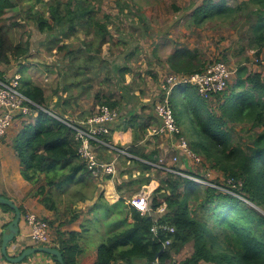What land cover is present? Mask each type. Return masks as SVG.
I'll return each instance as SVG.
<instances>
[{"label": "trees", "instance_id": "trees-1", "mask_svg": "<svg viewBox=\"0 0 264 264\" xmlns=\"http://www.w3.org/2000/svg\"><path fill=\"white\" fill-rule=\"evenodd\" d=\"M45 2L49 5V16L37 11L31 16L39 31L54 30L57 24L62 25V19L69 20L70 26L74 27V18L91 29L93 11L86 0L76 2V7L68 10V15L62 14L60 1H56L57 5ZM68 4L73 5L71 1ZM15 7L16 0H0L2 64L25 58L31 50L29 41L12 39L10 25L5 23L6 12ZM84 15L88 17L85 20L82 19ZM216 18L245 29L246 41L239 48V55L250 49L253 50V57L260 58L264 48V0H239L235 4H228L226 0H203L190 13V21L196 25ZM96 24L93 30L95 36L88 41L87 49L100 48L107 43L105 25ZM91 58L82 49L72 56L74 86L80 83L75 79L77 76L86 75ZM248 60L249 57L244 55L243 60L237 62L234 76L222 91L203 96L195 86L181 84L167 96L180 128L177 137H188V140L185 137L188 147L200 157L198 164L204 163L207 168L194 172L191 165L190 168L177 167L173 161L167 165L164 157L159 156V150H147V143H139L150 128L160 125V119L148 105L139 106V111H132L129 117L114 123L109 133L103 136L109 140L115 130L132 131V141L127 149L134 157L120 158L132 161L139 173L123 185H116L119 198L112 205L102 194L98 196L97 199L102 200L106 207L120 205V213L113 221L114 226L106 230L103 242L86 255L88 264H171L175 255L190 242L193 250L179 264H264V76L262 71L248 68L244 64ZM166 63L175 73L191 74L207 67L186 47L174 49L166 57ZM20 90L38 106H34L36 115L33 121L23 123L14 138L13 149L19 158L21 175L32 184H37L31 195L38 196L47 209L56 211L55 191L77 187L80 183L85 184L87 177L93 178L78 154L80 144L75 139L74 130L62 119L87 118L103 104L118 109L119 101L112 93L95 94L97 106L92 112L86 114L83 111L79 117L70 118L64 114L63 108L58 107L57 99L47 105L44 88L31 79H21ZM79 94L71 98L76 100ZM165 96L163 92L161 100ZM62 102L68 104L69 98H64ZM46 110L53 111L59 118L51 116ZM107 151L109 149L105 146L98 147L99 155L104 158ZM164 167L180 168L182 172L202 177L201 173L209 168L219 171L223 178L211 181L228 191L198 185L192 179ZM153 169L160 175L159 184L151 194V212L141 213L125 202L123 186L128 185L127 189H131L133 185L140 188L148 184L151 177L147 172ZM106 178L110 179L111 175ZM139 190L135 188L134 192ZM72 196H77V199H72L71 204L87 197L83 193ZM97 205L101 204L95 202L90 208L92 213L97 209L104 211ZM161 205H164V212L154 214ZM0 206L12 211L7 205ZM19 208L24 214L23 208ZM76 217L77 213H74L73 218ZM154 224L158 226L156 234L151 230ZM163 227H172L174 231ZM56 234L53 247L60 250L64 263L78 264L77 257L82 252L80 233L58 229ZM168 239H172L171 243L163 245ZM52 258L56 261L55 257Z\"/></svg>", "mask_w": 264, "mask_h": 264}, {"label": "rangeland", "instance_id": "rangeland-1", "mask_svg": "<svg viewBox=\"0 0 264 264\" xmlns=\"http://www.w3.org/2000/svg\"><path fill=\"white\" fill-rule=\"evenodd\" d=\"M45 1H49L51 5H57L56 1H60L62 14L68 15V10L74 9L76 2L83 0H16V7L8 10L4 16L5 23L10 25V36L14 41L27 40L30 43V53L25 57V62L29 65L25 64L20 71L22 80L32 76L34 78L32 81L44 88L47 105L57 99L58 107L63 108L64 114L70 118L79 117L83 111H86V114L92 112L97 106L95 94L102 96L112 93L119 101L117 107L121 118L118 122L123 117H129L132 111H139V106L148 105L154 109L155 104L160 102L163 96L161 81L174 72L167 65L166 57L180 47L190 49L206 66L216 60L224 61L232 71L231 77L234 76L237 62L242 61L244 55L249 57L248 61H244L248 68L264 71V58L253 57V50L248 49L241 55L238 53L246 41L245 29L235 27L220 18L206 21L201 25L190 21V13L203 0H86L93 11L90 21L92 30L74 18V27L70 26L69 20L62 19V25L57 24L54 30L41 32L31 16L35 11L49 16V5ZM69 1L73 5H69ZM226 1L228 4H235L239 0ZM75 14L78 16V13ZM87 18L85 15L82 17L83 20ZM96 23L105 25L107 43L100 48L96 46L95 49H87L88 41L95 36L93 30L97 27ZM59 47L63 49L60 50ZM78 49H82L92 58L86 75L77 76L75 79L80 83L74 86L72 56L76 55ZM171 92L173 90L168 95ZM78 93L81 94L76 100L71 98ZM64 98H69L68 104L64 105L62 102ZM34 116L31 113L27 119L32 121ZM185 137L188 140L186 135ZM177 139L176 135H153L149 129L139 143H147V150L153 148L159 150V156L164 157L167 165L172 161L176 162L177 167L190 168L191 165L194 172L208 167L204 163L199 165L193 156H181L183 153L176 148ZM119 145L121 149L128 150L129 143L120 142ZM175 154L177 160L173 157ZM110 155L108 153L105 157ZM174 169L180 171V168ZM157 172L156 169L148 171L151 180L140 188L152 184V188L155 189L160 179ZM209 172L210 178L216 180L223 178L219 171L210 169ZM138 173V168L132 161L118 157L115 172L111 175L110 181H106L108 178L104 183H109V186L102 189L96 181L87 177L88 183L86 181L77 187L55 191L56 201L62 204L61 209L65 208L63 214L72 209L74 214L77 206L73 208V205L78 201L71 204L72 199H77V196L72 195L81 193L90 195L99 191L107 201L105 191L117 192L115 189L117 184L123 185L130 178L137 177ZM127 188L128 185L123 186L122 195L125 202L136 193L135 188L140 189L137 185L131 186V189ZM75 189L79 191L76 192ZM126 203L131 205L129 201ZM97 204H101L97 207L103 208L104 211L97 209L91 221L85 223L84 228L90 230L94 237H100L101 244L106 230L114 226L113 221L119 216L120 205L106 207L102 200H98ZM162 212L156 214L161 215ZM192 250V243H187L175 255L176 263L179 264Z\"/></svg>", "mask_w": 264, "mask_h": 264}, {"label": "built area", "instance_id": "built-area-1", "mask_svg": "<svg viewBox=\"0 0 264 264\" xmlns=\"http://www.w3.org/2000/svg\"><path fill=\"white\" fill-rule=\"evenodd\" d=\"M232 71L224 61H216L208 65L204 70L191 74L175 73L168 74L160 83L161 89L166 96L163 100L155 104V114L160 119V125L150 128L153 135H176L179 133V126L174 119L172 108L170 107L167 96L168 93L175 89V86L181 84H191L195 86L199 94L206 96L213 92L222 91L226 88L230 81ZM22 76L15 73L12 77H0V153L3 137L6 135L8 128L17 117L27 120V116L36 110L34 106H38L20 90V82ZM51 116L59 118L53 111L46 110ZM36 115V114H35ZM121 118L120 111L108 105H100L98 111L93 115L77 120L62 119L75 132V139L79 141L78 154L84 160L88 170L94 179H101L105 175H112L115 172L116 160L118 157H134L128 150L121 149L119 144H115L112 139L105 140L104 135L108 134L111 126ZM179 140V141H178ZM105 146L109 149L110 157L104 158L99 155L98 147ZM176 148L185 156H193L198 162L200 157L195 155L188 147L185 137H178ZM175 159V157H174ZM177 160V159H175ZM160 166L159 164H156ZM165 168V167H164ZM171 172L192 179L198 185L213 186L223 191H228L226 187L213 183L210 178V169L205 170L202 176L191 175L181 170L165 168ZM152 185L143 187L127 200L141 213L151 212V194L153 192ZM163 211L164 205L157 208L154 214ZM162 212V213H163ZM25 222L29 228L28 237L33 243L40 245H48L51 242V230L49 222L42 216L37 215L33 211H27L24 214ZM173 232L172 227H163ZM158 226L153 225L151 230L157 233ZM172 239L166 240L163 245L171 243Z\"/></svg>", "mask_w": 264, "mask_h": 264}, {"label": "crops", "instance_id": "crops-1", "mask_svg": "<svg viewBox=\"0 0 264 264\" xmlns=\"http://www.w3.org/2000/svg\"><path fill=\"white\" fill-rule=\"evenodd\" d=\"M260 58H264V48L262 50ZM25 59L26 58H21L16 61L12 59L9 64L0 63V77H12L15 73H20V71L22 70L25 64L26 66L29 65V63L25 62ZM19 62L21 64H19ZM29 72L30 71L27 70V73ZM262 75L264 76V71H262ZM29 79L34 80L32 76L29 77ZM29 121H30L29 119L25 121L22 120L20 117H17L16 119L13 120L12 125L8 128L6 135L3 137L1 153H0V195L11 199L19 207L21 206L25 213L31 210L35 212L37 215L44 217L49 222L50 230H51V242L48 244L49 246H54L53 244L57 239L56 231L58 229L61 231L75 230L79 232L80 233L79 244L82 248V252L77 257L78 264H88L85 261V257L86 255L90 254L92 250L99 245V241L101 238L94 237V234L87 228H84V225L87 221H91V217L94 216V213L90 211V208L94 205L95 202L96 203L98 202L97 198L102 193L101 192L99 193V191H97L95 193L87 195V197L84 200H79L76 204H74L73 208L77 206L76 218H73V209L69 210L67 214H63L62 212L65 210V208L61 209L62 206L60 205L62 204L57 203L58 209L56 211L49 210L44 206L43 203L39 201L38 196L31 195V193L36 188L37 184H32L30 181L24 179V177L21 175L19 158L17 157L13 149L14 138L21 131L23 123H27ZM112 141L115 144H119L120 142L130 143L132 141L131 131L122 130V129L115 130L112 133ZM106 179H108L106 178V175L101 179L92 178V180L96 181L97 182L96 184L100 186L102 189H104V186L110 185L109 183L104 184ZM110 179L106 181H110ZM41 183L42 181L40 182V184ZM105 193L108 197L107 202L111 205L115 203L119 198V195L116 194L117 192H115V190L105 191ZM85 207L87 208L85 209ZM80 209H85V211H81ZM24 214L21 213V218L18 223L19 233L14 238V240L9 243L7 249L8 254L11 256L18 255L21 251H23L27 247L40 246V244L33 243L28 237L29 228L25 222ZM13 216H14L13 210L12 211L5 210L2 206H0V244H1V235L4 232L6 225L10 222ZM103 230H105V228ZM0 264H57V263L52 258V255L44 252H35L29 255L28 257L24 258L20 262L10 263L1 254V247H0Z\"/></svg>", "mask_w": 264, "mask_h": 264}, {"label": "water", "instance_id": "water-1", "mask_svg": "<svg viewBox=\"0 0 264 264\" xmlns=\"http://www.w3.org/2000/svg\"><path fill=\"white\" fill-rule=\"evenodd\" d=\"M0 204L7 205L14 212L13 218L6 225L4 232L1 235V244H0L1 254L5 257V259L8 262L17 263L35 252H44V253L50 254L53 257H55L56 261L59 262L60 264H65L60 250L57 249L56 247L49 246V245L27 247L23 251H21L18 255H14V256L9 255L7 252L9 243L13 241L14 238L19 233L18 223L21 218V211H20L19 206L15 204L11 199L1 196V195H0ZM162 264H168V263H162ZM171 264H177V263L175 260H173Z\"/></svg>", "mask_w": 264, "mask_h": 264}]
</instances>
